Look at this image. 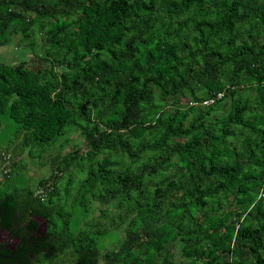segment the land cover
Masks as SVG:
<instances>
[{"label":"trees","instance_id":"1","mask_svg":"<svg viewBox=\"0 0 264 264\" xmlns=\"http://www.w3.org/2000/svg\"><path fill=\"white\" fill-rule=\"evenodd\" d=\"M8 44L0 264H264V0H0Z\"/></svg>","mask_w":264,"mask_h":264},{"label":"rangeland","instance_id":"2","mask_svg":"<svg viewBox=\"0 0 264 264\" xmlns=\"http://www.w3.org/2000/svg\"><path fill=\"white\" fill-rule=\"evenodd\" d=\"M13 46L11 44H8L6 46H0V61L3 62H9L8 60L15 61L16 57L13 56ZM12 54V55H11ZM13 135H14V129H13V124L12 122L8 121L5 116H3L1 120V125H0V150L3 151L5 149V146L8 145L9 141H13ZM18 137H15L13 145L17 142ZM73 146L79 147L80 150L82 151L84 148V145L82 144V140L77 138L74 141H72ZM69 148L66 147L63 151L68 150ZM7 152L10 153V159H12L14 162H17V174L19 181H22L21 179L25 178V180L29 179L30 184L34 183L37 179L41 178L42 176H45L47 174L46 168L43 165H40L38 163H34L30 161L26 154L15 150L12 151L11 148L7 150ZM7 157V156H6ZM5 172L7 169H4ZM61 258H64L63 263L68 264V255L66 256H61ZM70 259V257H69Z\"/></svg>","mask_w":264,"mask_h":264},{"label":"flooded vegetation","instance_id":"3","mask_svg":"<svg viewBox=\"0 0 264 264\" xmlns=\"http://www.w3.org/2000/svg\"><path fill=\"white\" fill-rule=\"evenodd\" d=\"M16 216V215H15ZM14 216V217H15ZM30 218V217H29ZM20 222V220H18ZM17 219L13 222V226H16L18 224H20L22 227L25 225L26 221L24 222H20L18 223ZM2 230H5L3 228H1ZM2 230H0V245H4L5 247H8V245H11V249L16 245V242L19 240L18 238H14L11 237V232L9 231L10 235H6L4 232H2ZM13 232L15 233L16 231L13 230ZM43 226L38 227V225L35 227V233L39 234V235H43ZM37 249V246H34V250L35 251ZM29 256L31 257V254H29Z\"/></svg>","mask_w":264,"mask_h":264},{"label":"water","instance_id":"4","mask_svg":"<svg viewBox=\"0 0 264 264\" xmlns=\"http://www.w3.org/2000/svg\"><path fill=\"white\" fill-rule=\"evenodd\" d=\"M30 218L35 220L38 223V227L43 226V228H45V219H44V217L33 214V215L30 216ZM0 230H2V229L0 228ZM2 232H4L6 235L9 236V232L7 230H2Z\"/></svg>","mask_w":264,"mask_h":264},{"label":"built area","instance_id":"5","mask_svg":"<svg viewBox=\"0 0 264 264\" xmlns=\"http://www.w3.org/2000/svg\"><path fill=\"white\" fill-rule=\"evenodd\" d=\"M220 96V93H217L216 94V97H219ZM212 101V98H210V99H207V100H204V101H202V103L203 104H208V103H210ZM7 156V157H6ZM8 158V154H3L2 155V159H7ZM5 171V170H4Z\"/></svg>","mask_w":264,"mask_h":264}]
</instances>
